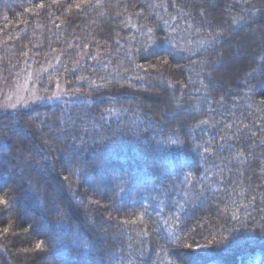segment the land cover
Listing matches in <instances>:
<instances>
[{
    "label": "trees",
    "instance_id": "1",
    "mask_svg": "<svg viewBox=\"0 0 264 264\" xmlns=\"http://www.w3.org/2000/svg\"><path fill=\"white\" fill-rule=\"evenodd\" d=\"M31 61L75 98L0 113V264H264V0H0Z\"/></svg>",
    "mask_w": 264,
    "mask_h": 264
},
{
    "label": "rangeland",
    "instance_id": "2",
    "mask_svg": "<svg viewBox=\"0 0 264 264\" xmlns=\"http://www.w3.org/2000/svg\"><path fill=\"white\" fill-rule=\"evenodd\" d=\"M252 19L253 17H250V20ZM43 66L36 65L35 61H31L29 67L25 66L12 83L1 88L0 113L9 110L29 109L41 104L75 98V95L68 92L62 82L54 84L51 92H41L39 80L43 75L41 72ZM22 251L19 250L21 253Z\"/></svg>",
    "mask_w": 264,
    "mask_h": 264
},
{
    "label": "snow or ice",
    "instance_id": "3",
    "mask_svg": "<svg viewBox=\"0 0 264 264\" xmlns=\"http://www.w3.org/2000/svg\"><path fill=\"white\" fill-rule=\"evenodd\" d=\"M186 255H189V256H190V255H191V253H187Z\"/></svg>",
    "mask_w": 264,
    "mask_h": 264
}]
</instances>
